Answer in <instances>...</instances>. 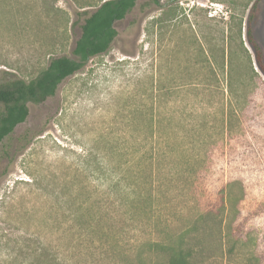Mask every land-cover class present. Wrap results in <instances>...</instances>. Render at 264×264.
<instances>
[{
    "label": "rangeland",
    "instance_id": "obj_1",
    "mask_svg": "<svg viewBox=\"0 0 264 264\" xmlns=\"http://www.w3.org/2000/svg\"><path fill=\"white\" fill-rule=\"evenodd\" d=\"M101 1L0 0V82L28 81L51 58L72 57L84 17ZM253 1L137 0L114 23L117 35L105 52L64 78L43 102L27 103L26 119L0 142V264H35L38 255L53 254L72 257L75 264H121L111 255L113 238L101 248L97 242L88 247L85 236L75 239L67 208L90 206L101 197L98 190L104 188L92 171L100 159L113 165L114 149L126 146L130 127L145 125L132 121L139 111L173 112L180 141L193 145L199 139L194 108L217 101L220 94L208 87L210 51L226 47L227 34L238 47L231 16L242 19L243 39ZM252 28L264 55V0L258 2ZM214 54L219 60L218 51ZM220 117L207 110L203 162L189 165L197 171L192 183H169L168 176L176 178L189 166L180 165L178 157L166 159L171 171L158 177L161 187H151L150 200L160 211L158 229L179 231L197 213L215 208L221 194L225 198L228 177H240L244 188L236 195L241 198L230 201L233 208L224 212L234 216L226 236L238 238L235 248L227 251L231 238L209 239L206 247L215 250L221 244L222 252L203 264H264V133L253 122L252 138L244 140L237 132L222 137ZM124 209L115 208L114 219L108 220L113 233H121L123 249L133 246L136 237L158 233L149 222L124 219Z\"/></svg>",
    "mask_w": 264,
    "mask_h": 264
},
{
    "label": "trees",
    "instance_id": "obj_2",
    "mask_svg": "<svg viewBox=\"0 0 264 264\" xmlns=\"http://www.w3.org/2000/svg\"><path fill=\"white\" fill-rule=\"evenodd\" d=\"M136 1L102 0L84 17L80 34L72 48V57L62 55L51 58L48 65L28 81L13 79L0 82V142L17 124L26 119L28 102H43L55 93L64 78L81 69L91 57L109 48L117 35L114 23L123 19ZM259 1L254 0L248 10L243 26V39L242 19L231 16V25L237 27L238 47L232 46L233 35L227 34V46L215 49L220 54V59L216 60L215 51H210L213 60L208 61L207 68L212 79L208 87L211 90L218 89L220 94L217 101L200 103L196 110L194 108L193 128L199 139H195L193 145H189L192 143H187L188 141H180L183 136L176 130V115L173 112L158 113L151 109L135 114L132 121H143L146 122L145 125L133 124L130 127L126 133L129 137L126 146L118 145L114 149L116 158L113 165L106 159H100L92 171L98 184L104 188L98 190L101 197L92 201L90 206L82 205L76 210L67 208L72 220L69 229L75 230L76 240L85 236L84 244L87 243L89 247L92 242H97L100 246L96 247L101 248L113 238V242H109L113 246L111 255L113 253L114 257L117 256L116 263L119 261L121 264H203L217 255L218 250L222 252L221 244H217L216 251L205 245V242L218 235L225 239L231 238L226 239L227 251L233 252L238 238L226 235H229L228 230L233 224L234 216L230 217L224 212L226 208H233L230 201L237 202L241 198L238 193L243 191L244 185L240 177L229 175L223 186L226 189L225 198L221 194L215 208L209 207L197 213L194 220L177 232L158 229L161 224L160 211L150 200L153 196L151 187L153 183L156 187H161L158 177H161L162 171H171L169 163L165 162L170 157H178L180 165H201V150L206 143L203 135L210 127L206 118L207 110H213L221 116L220 130L224 131L222 137H231L237 132L244 140L252 138L250 126L256 128L253 122H258L259 128L263 130L260 132L264 133V55L252 28ZM199 116L201 119H198ZM192 168L193 166H189L179 170L176 178L168 176V182L182 179L183 183H192L193 173L197 172ZM83 194L87 199L90 197L86 191ZM122 206L125 209L120 215H124V219L138 223H143V220L149 222L154 228L152 231L158 233L145 240L136 237L133 246L123 249L121 233H113L108 221L114 219L115 208L120 210ZM103 220L110 227L108 224H101ZM163 221L167 224L168 220ZM158 234H163V237ZM96 236L98 238L94 239ZM79 249L87 250V247L81 245ZM35 261V264H75L72 257L64 259L54 254L48 258L38 255Z\"/></svg>",
    "mask_w": 264,
    "mask_h": 264
}]
</instances>
